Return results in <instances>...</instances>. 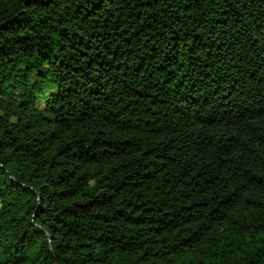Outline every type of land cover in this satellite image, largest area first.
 Instances as JSON below:
<instances>
[{"label":"trees","instance_id":"obj_1","mask_svg":"<svg viewBox=\"0 0 264 264\" xmlns=\"http://www.w3.org/2000/svg\"><path fill=\"white\" fill-rule=\"evenodd\" d=\"M264 264V0H0V264Z\"/></svg>","mask_w":264,"mask_h":264},{"label":"water","instance_id":"obj_2","mask_svg":"<svg viewBox=\"0 0 264 264\" xmlns=\"http://www.w3.org/2000/svg\"><path fill=\"white\" fill-rule=\"evenodd\" d=\"M57 264H59V262L57 261Z\"/></svg>","mask_w":264,"mask_h":264}]
</instances>
